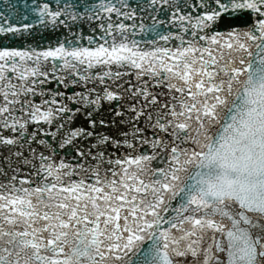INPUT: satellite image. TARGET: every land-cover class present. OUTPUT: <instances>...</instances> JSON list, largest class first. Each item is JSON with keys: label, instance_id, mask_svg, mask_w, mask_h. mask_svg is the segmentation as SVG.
I'll return each instance as SVG.
<instances>
[{"label": "snow or ice", "instance_id": "1", "mask_svg": "<svg viewBox=\"0 0 264 264\" xmlns=\"http://www.w3.org/2000/svg\"><path fill=\"white\" fill-rule=\"evenodd\" d=\"M0 264H264V0H5Z\"/></svg>", "mask_w": 264, "mask_h": 264}, {"label": "water", "instance_id": "2", "mask_svg": "<svg viewBox=\"0 0 264 264\" xmlns=\"http://www.w3.org/2000/svg\"><path fill=\"white\" fill-rule=\"evenodd\" d=\"M5 0H0V5H2ZM13 3L19 2L21 5L26 2V0H12ZM27 2H31V0H27Z\"/></svg>", "mask_w": 264, "mask_h": 264}]
</instances>
